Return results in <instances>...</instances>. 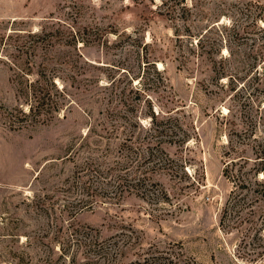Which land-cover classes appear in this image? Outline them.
<instances>
[{
    "label": "rangeland",
    "instance_id": "1",
    "mask_svg": "<svg viewBox=\"0 0 264 264\" xmlns=\"http://www.w3.org/2000/svg\"><path fill=\"white\" fill-rule=\"evenodd\" d=\"M15 64L70 100L10 128ZM257 156L264 0H0V264H264L258 221L219 225Z\"/></svg>",
    "mask_w": 264,
    "mask_h": 264
},
{
    "label": "trees",
    "instance_id": "2",
    "mask_svg": "<svg viewBox=\"0 0 264 264\" xmlns=\"http://www.w3.org/2000/svg\"><path fill=\"white\" fill-rule=\"evenodd\" d=\"M207 31H205V33ZM203 37L204 34L201 36L199 35V38L195 42L196 47L205 50V53L210 52L211 60L216 61V59H219L220 62L229 60L228 57L220 55V50H218V48L216 49L217 52L214 59L212 57L214 52L211 51V48H216V43L214 45V42L204 40ZM223 40L224 39H222L221 42H223ZM230 55L231 54H229V56ZM213 63L214 62H212V64ZM16 69L19 70L16 74V76L19 75V78L15 80L14 84L17 105L13 106L11 110L8 111V125L10 128H17L18 125H22L29 121L36 123L43 121L45 118L52 116L53 113L58 112L62 106H65L66 102L70 100V93L68 92L67 86H71L72 83L62 79V86L59 87L55 81L54 74L38 72L34 79H29L27 71L18 65H16ZM109 84L111 85V83ZM109 99H113L112 96L109 97ZM24 105L25 107H23ZM150 117L153 125L156 120L154 112L151 111ZM123 138L124 141L116 145V150L119 151L120 154L124 150H127V144L125 143L126 137ZM145 144L146 151L144 158L151 161V158L155 156V152L153 151L155 148L150 146L149 141ZM154 146H158L159 149H161L160 142L155 143ZM232 152L236 153V151L233 150ZM256 158H258V161L254 163L252 169L249 170L251 174L243 169L242 163L248 161L247 159H243V157H232L225 162L222 173L231 181L232 189L221 211L219 218V225L221 227L235 228L236 226L233 225L235 223L252 225L258 221L256 224H259V230L261 231L263 229L264 209L259 214H257V210L264 208V156H257ZM259 174H261L260 179L258 177ZM116 176L117 175H115V177ZM226 219L229 223H225ZM174 264L182 263L176 262Z\"/></svg>",
    "mask_w": 264,
    "mask_h": 264
}]
</instances>
